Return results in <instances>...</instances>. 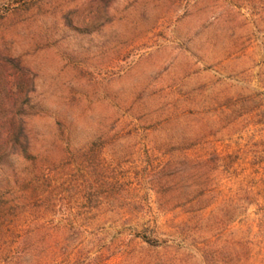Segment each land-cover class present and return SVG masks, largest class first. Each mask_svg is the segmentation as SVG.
I'll return each mask as SVG.
<instances>
[{
  "label": "rangeland",
  "instance_id": "rangeland-1",
  "mask_svg": "<svg viewBox=\"0 0 264 264\" xmlns=\"http://www.w3.org/2000/svg\"><path fill=\"white\" fill-rule=\"evenodd\" d=\"M28 92L79 119L85 164L50 135L57 209L37 221L30 183L0 264H264V0H0L1 153ZM172 136L201 145L154 152ZM215 154L217 204L158 207L159 165Z\"/></svg>",
  "mask_w": 264,
  "mask_h": 264
},
{
  "label": "trees",
  "instance_id": "trees-1",
  "mask_svg": "<svg viewBox=\"0 0 264 264\" xmlns=\"http://www.w3.org/2000/svg\"><path fill=\"white\" fill-rule=\"evenodd\" d=\"M84 34L90 35L88 32ZM50 111L51 109L41 99L28 92L16 112V122L9 126L7 143L10 147L9 152H0V231L7 219L22 212L30 183L36 185L34 190L38 192L34 199L42 204L36 210L37 221L51 216L57 209V202H53L50 195H46L49 191L46 190L47 185L54 183L52 178L54 174H51L52 150H45L50 135L53 134L55 137L53 146L67 145L76 168L79 172L83 171L85 161L82 160V153L85 149L75 142L82 131L77 124L79 119L70 111L56 110L53 113ZM85 115L86 113H83L82 116ZM49 116L55 118V124L50 131H44L39 123H34L36 119L43 120ZM98 131L99 136L95 137L93 145L97 143V138L98 140L104 138L106 126L101 125ZM199 145L201 142L197 139L177 140L172 136L168 140L158 142L153 150L166 155L188 151ZM89 151L92 152L94 149ZM223 161L221 156L215 154L209 159H172L159 165L151 180L152 191L158 197V207L165 211L181 209L190 214L204 212L213 207L218 203V193L213 187V173ZM42 188L45 190L42 191ZM136 237L150 247L159 248L163 245L159 240L143 234ZM26 257L27 255L23 254H13L6 263L25 264Z\"/></svg>",
  "mask_w": 264,
  "mask_h": 264
}]
</instances>
